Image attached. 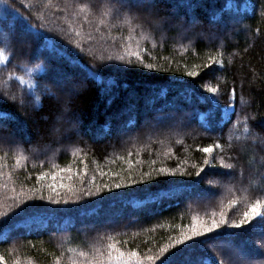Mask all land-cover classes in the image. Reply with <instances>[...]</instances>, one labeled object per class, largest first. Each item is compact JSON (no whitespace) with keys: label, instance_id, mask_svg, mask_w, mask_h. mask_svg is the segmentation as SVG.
Segmentation results:
<instances>
[{"label":"trees","instance_id":"1","mask_svg":"<svg viewBox=\"0 0 264 264\" xmlns=\"http://www.w3.org/2000/svg\"><path fill=\"white\" fill-rule=\"evenodd\" d=\"M9 4L19 15L0 21V264H107L110 244L141 260L168 247L173 264H264L260 218L171 246L194 222L238 221L264 200V145L245 131L264 133V0ZM209 57L218 63L205 67ZM209 144L220 147L208 155ZM53 175L71 190L55 196Z\"/></svg>","mask_w":264,"mask_h":264},{"label":"snow or ice","instance_id":"2","mask_svg":"<svg viewBox=\"0 0 264 264\" xmlns=\"http://www.w3.org/2000/svg\"><path fill=\"white\" fill-rule=\"evenodd\" d=\"M141 3L147 4V5H151L152 4V0H140ZM121 8L124 7H128L129 11H131V8L129 5L125 4V3H121L120 5ZM13 12H15L17 15H19V9L18 8H14L13 5L9 4V0H0V21H3L4 19H6L8 16L12 15ZM16 16H13V19H15ZM138 19L137 17H133V20ZM157 26H159V21L156 22ZM196 21H193V24H195ZM134 27H140V24H135L133 25ZM43 27V26H41ZM29 28L35 33L36 29L34 26L29 25ZM130 56L133 55H137V53L135 52H131L129 51L128 53ZM5 59V54L4 51L2 49H0V61H3ZM100 61H111L112 57L111 56H107L105 57L104 55H100L99 57ZM118 59L122 60L123 57H118ZM213 63H218L216 61L215 57H209V63L205 65V67H211V65ZM36 68H39V65L35 66ZM145 67L148 68H152L153 65L151 64H147L145 65ZM34 68H29L28 71L32 72L34 71ZM96 71L94 69H90L89 70V75L93 78L96 79L99 82V77L96 76ZM187 75L190 77H195L198 75V72L196 71H190L187 72ZM20 82L24 83L23 77L20 78ZM113 83V81H109V84ZM218 91L217 88H209L208 92L215 94ZM232 95L235 96L236 95V90L233 89L232 90ZM4 98L8 99L9 102L11 103H16L17 101V97L15 95H9L8 93H4ZM36 101L40 100L39 96L35 97ZM109 103H111V100L108 101ZM26 103V101H21V107L24 106V104ZM0 117H3V114L0 113ZM164 119H171V117H165ZM75 123L77 125H79L80 121L78 118H76ZM58 131V129H57ZM245 131H247L249 133V138L253 141H259L260 144L264 145V133H259L258 130L256 129H250L248 124H245ZM220 147L219 144L217 145H213V144H209L206 147L201 148L200 150L205 153L210 155L211 153H213L214 148H218ZM17 163H19V159L17 160ZM211 163L210 159H205L204 164L208 165ZM221 164L223 167H225L226 169H233L234 165L229 163V164H224L223 161H221ZM64 171H71L70 169L65 170V169H61L60 172L61 174ZM85 173H86V169H84ZM200 171H203V168L200 169ZM159 173H169L174 175V172H171V170L169 169H165V168H161L159 169ZM144 176L148 177L150 176L149 173H144ZM200 175V172H197V176ZM48 177H46L43 173H41L37 179L38 180H44L47 179ZM69 179H71V177H69ZM95 179V177H93V180ZM52 182L48 184V189L55 195V196H59L60 193L58 191V189H63V188H69V190H71V187L67 184H65L63 182V177L62 175L57 176V175H53L51 177ZM143 182V181H141ZM131 184H135L137 183L136 180H131L130 181ZM211 183V181L209 182ZM104 188H109L108 184H104L103 185ZM112 188L114 189H120L122 187V185L118 182H113L111 185ZM100 189L98 188L97 191H99ZM84 196H91L92 192L91 191H84L83 193ZM41 199H43V197H41ZM47 200L49 203L52 204H61V200L59 199H53V196H48ZM70 201L65 199L63 200V203L66 205L68 204ZM230 203L235 204L236 202L230 201ZM264 208V200L261 199H257L254 203L249 204L246 209L242 212V214L240 215L239 220H231L229 222L227 215L224 212H221L219 215V218H213L210 222H194L192 225H190L188 227L187 231H183L181 233V235L178 238H174L171 240V246L172 247H176L179 246L181 244H184L185 242L189 241V240H195L196 238L200 237V236H206L208 233H213L215 232L217 229H220L222 226L227 225L231 228H241L244 225H249L251 224V222H253L254 220H256V218H260L261 220H264V211H262L261 209ZM24 209H21V211H23ZM194 221H196V218H193ZM227 243H231L230 241H228ZM109 249H114V251H110L108 253L107 256V264H156V262L158 261L159 264H173V259L172 256L170 255H166L167 253H169V248L168 247H164V248H160L159 253L156 256H146L144 257L143 260H141L138 257V253L135 251H132L131 253H124L122 251H120L119 248H115L114 245H109L108 246ZM81 255H83V253H81ZM101 256H103V254H101ZM0 260H3V257H0ZM218 264H224V260L223 258H219L217 259Z\"/></svg>","mask_w":264,"mask_h":264},{"label":"rangeland","instance_id":"3","mask_svg":"<svg viewBox=\"0 0 264 264\" xmlns=\"http://www.w3.org/2000/svg\"><path fill=\"white\" fill-rule=\"evenodd\" d=\"M119 131H121V129L118 128V132H117V134H119ZM17 138H18V137H16V139H17ZM18 139H19V138H18ZM116 209H117V207L114 206V205L106 207V210H107V211H113V210H116Z\"/></svg>","mask_w":264,"mask_h":264}]
</instances>
